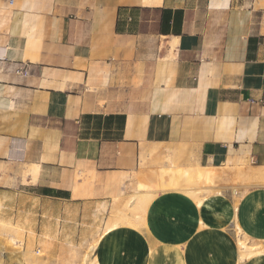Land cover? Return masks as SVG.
<instances>
[{
	"label": "crops",
	"instance_id": "0c3cea01",
	"mask_svg": "<svg viewBox=\"0 0 264 264\" xmlns=\"http://www.w3.org/2000/svg\"><path fill=\"white\" fill-rule=\"evenodd\" d=\"M260 169L264 0H0V264H264Z\"/></svg>",
	"mask_w": 264,
	"mask_h": 264
},
{
	"label": "bare ground",
	"instance_id": "6f19581e",
	"mask_svg": "<svg viewBox=\"0 0 264 264\" xmlns=\"http://www.w3.org/2000/svg\"><path fill=\"white\" fill-rule=\"evenodd\" d=\"M244 164V163H243ZM242 164V165H243ZM241 165V168L242 167ZM244 166V165H243ZM263 169V168H262ZM262 169H260L262 171ZM175 170V169H174ZM173 170L172 167L169 168V172H167V176L169 178L168 182H165L164 185L162 186L161 190H157V191H135L133 193V195L131 196V199L129 200L128 203V208H130V210H127L128 212H123V223H127V224H132V226H136L135 222L133 221L132 217L134 215L135 210L138 211H142L144 212L145 209L147 208V206L149 205V203L152 201V199L161 191H167V190H180L182 192H185L186 194H188L189 196H191L192 198H194L199 205H201L204 201V198L209 194L212 193L213 189L215 188V184L214 182H211L209 184L208 183V179L210 178V176H205V171L203 170H198L196 171V181L192 178L191 182L189 185H185V187H179L177 182H176V176H178V173L175 172ZM209 171V170H208ZM30 172V171H29ZM260 172V171H259ZM261 173V172H260ZM187 174L189 175V172L187 171ZM258 174V173H257ZM190 176V175H189ZM193 176V175H192ZM190 176V177H192ZM260 176V175H259ZM258 176V177H259ZM262 176H264V170L261 173V178ZM260 178V179H261ZM258 179V178H257ZM264 180V178H262ZM258 181V180H257ZM202 185H207V186H201ZM120 198V197H118ZM115 198V199H118ZM143 218H144V214ZM136 216V215H135ZM141 216V215H140ZM139 216V217H140ZM135 218V217H134ZM142 218V216H141ZM135 220V219H134ZM138 220V217H137ZM142 220V219H141ZM120 221V220H119ZM118 221V223H119ZM141 222V221H140ZM122 222H120L121 224ZM122 223V224H123ZM139 223V221H138ZM120 224H117V226H121ZM124 225V224H123ZM122 225V226H123ZM140 225V223H139ZM144 225V224H143ZM141 225V226H143ZM133 226V227H134ZM146 226V225H145ZM112 228V227H111ZM138 228V225L137 227ZM143 229V228H141ZM26 234V233H25ZM35 234V233H34ZM48 237V236H47ZM12 242L16 245V241L12 239ZM93 243V242H92ZM92 245V244H91ZM90 245V246H91ZM19 246V245H18ZM239 246H240V260L243 261L244 259L252 256V255H259V254H264V250H262L261 248H257V249H249L246 244L242 241H239ZM247 260V259H246ZM90 264H98L97 261L95 260L94 262H90Z\"/></svg>",
	"mask_w": 264,
	"mask_h": 264
},
{
	"label": "rangeland",
	"instance_id": "374dc122",
	"mask_svg": "<svg viewBox=\"0 0 264 264\" xmlns=\"http://www.w3.org/2000/svg\"><path fill=\"white\" fill-rule=\"evenodd\" d=\"M247 166L248 165H251V162L250 161H248V162H246L245 163ZM240 169V168H239ZM243 169V168H242ZM241 170V169H240ZM167 172H169L168 170H167ZM167 172H164V175H167ZM183 174V176L184 177H186V178H188V180L186 181V184L187 185H189L190 184V182H191V177L187 174V173H182ZM210 176V178L208 179L209 181H208V183L207 184H209V183H211V182H214V184H215V188L213 189V191H212V193H214V192H222V191H224V190H226L227 188H232V187H234V185H236V183H226V184H222V186L220 185V186H218L217 185V183L215 182V173L213 172V171H206L205 172V176ZM220 182V181H219ZM251 183V182H250ZM218 184H220V183H218ZM252 184V183H251ZM254 184V183H253ZM161 188H162V186H158V187H143V186H134L133 188H132V190H133V192H132V194L131 195H129V200L131 199V196L133 195V193L135 192V191H144V192H147V191H157V190H161ZM248 189V188H247ZM129 200L127 201V203H125V204H123L122 206V208H120V209H124V208H126V211L127 210H130V208H128V203H129ZM118 201V200H117ZM128 212V211H127ZM125 213V212H124ZM136 215V216H135ZM140 216V211H138V210H135V212H134V215H133V217H139ZM111 218H115L116 219V223H118V221H119V223L120 222H122L123 223V215L122 214H119V212L118 213H114V214H112L111 215ZM239 241H242V242H244L245 244H246V246L249 248V249H257V247H254V246H250L249 244H248V242L245 240V239H240ZM22 249V248H21ZM23 253H24V251H23ZM44 257V253L43 252H38V255H37V258H43ZM26 258V261H27V256L25 257ZM90 262L91 261H89V262H85V264H90Z\"/></svg>",
	"mask_w": 264,
	"mask_h": 264
},
{
	"label": "built area",
	"instance_id": "2783aa9c",
	"mask_svg": "<svg viewBox=\"0 0 264 264\" xmlns=\"http://www.w3.org/2000/svg\"><path fill=\"white\" fill-rule=\"evenodd\" d=\"M17 73H18V74H21V75H23V76H27V75H28V71H26V70H24V69H22V70H20V71H17Z\"/></svg>",
	"mask_w": 264,
	"mask_h": 264
}]
</instances>
